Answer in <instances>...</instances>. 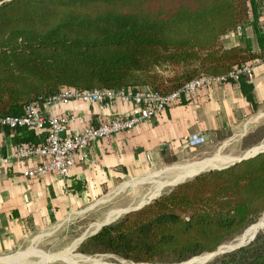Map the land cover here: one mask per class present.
<instances>
[{"label": "trees", "instance_id": "trees-1", "mask_svg": "<svg viewBox=\"0 0 264 264\" xmlns=\"http://www.w3.org/2000/svg\"><path fill=\"white\" fill-rule=\"evenodd\" d=\"M263 10L264 0H0V117L22 115L29 102L42 103L61 87L165 94L200 74L264 61ZM246 24L255 48L242 36V43L223 44L224 34ZM228 82L254 112L250 81ZM0 130L13 145H35L46 134L26 126ZM175 159L161 154L162 164ZM263 211L260 152L163 188L77 248L134 263H185L241 234ZM204 264H264V228Z\"/></svg>", "mask_w": 264, "mask_h": 264}, {"label": "crops", "instance_id": "crops-1", "mask_svg": "<svg viewBox=\"0 0 264 264\" xmlns=\"http://www.w3.org/2000/svg\"><path fill=\"white\" fill-rule=\"evenodd\" d=\"M263 18L264 10L258 20ZM240 36L248 38L252 46V30L248 24L242 27L240 35L222 36V42L225 46L242 43ZM250 83L257 102L254 112L233 83L200 88L190 100L180 99L151 119L141 120L126 133H114L92 141L87 147V154L94 162H77L64 176H22V171L40 161L32 156L0 162V254L18 250L32 241L38 242L41 236L33 239V232L50 228L71 215L88 210L106 189L125 176L162 164V152L178 158L195 150L198 146L188 148L182 144V137L187 133L205 132V142L201 144L205 145L218 141L227 131L244 129L251 117L264 114V61L253 64ZM135 109L132 102L121 100L109 106L70 100L49 105L44 111L46 114L73 116L65 130L66 134H72L84 126H95L115 115L130 114ZM14 147L9 136L0 130V156H5ZM144 152H147L150 163ZM129 181L117 188H124ZM107 195L97 202L107 199ZM32 252L37 253L35 250ZM18 256L0 257V260L14 258L3 264L25 260ZM47 258L45 256L44 260Z\"/></svg>", "mask_w": 264, "mask_h": 264}, {"label": "built area", "instance_id": "built-area-1", "mask_svg": "<svg viewBox=\"0 0 264 264\" xmlns=\"http://www.w3.org/2000/svg\"><path fill=\"white\" fill-rule=\"evenodd\" d=\"M241 26H237L223 36L240 35ZM261 62L252 59L229 70L226 74L211 75L200 74L186 81L182 86L168 93L161 94L147 87L137 90L129 89H77L73 87H61L56 93L48 96L42 103L37 100L29 102L25 106L24 113L19 116L0 117V126L13 128L26 126L32 128L35 133L46 131L44 139L33 145L19 143L5 156H0V162L7 163L11 159L23 157H36L40 161L22 171L26 178H41L48 174L64 176L70 167L77 162L93 163L94 159L87 154L88 145L96 140L110 136L114 133L128 132L141 120H149L158 112L168 108L180 99L190 100L200 88L235 80L238 76L252 78L253 64ZM70 100L95 102L103 106H109L116 100L132 102L136 109L130 114L115 115L108 121L100 122L95 126H84L79 131L66 134V125L73 118L71 115L46 114L44 108L57 103H65ZM205 132L187 133L182 137L183 145L192 148L205 142ZM146 160L150 163L147 152H144Z\"/></svg>", "mask_w": 264, "mask_h": 264}, {"label": "rangeland", "instance_id": "rangeland-1", "mask_svg": "<svg viewBox=\"0 0 264 264\" xmlns=\"http://www.w3.org/2000/svg\"><path fill=\"white\" fill-rule=\"evenodd\" d=\"M259 22L263 24L264 28V18ZM252 41V46L255 48L256 45L253 38ZM199 145H196L198 147H196L195 150L186 152L182 157H175L176 159L168 164L152 165L140 173L125 176L122 180L106 189L102 195L97 198V200H99L102 197H106L108 194L107 199L99 202L94 200V204L91 205V208L88 210L79 212L77 215H71L69 219H66L60 224H55L50 228L33 232L31 235L33 239H38L41 236V239L38 242L35 243V241H32V243L27 246H21L18 250L0 254V257L19 255V259H25L23 262H16L13 264H72V262H77L83 258H86L89 261L81 262V264H161L134 263L121 259L110 253H81L77 248L80 243L78 241L104 220L112 219L117 215H121L124 210L138 206L154 196L157 192H160L163 188L168 187L172 182L187 178L194 172L184 173L178 177L170 179L164 183V186H161V188H159V186L162 180L167 177L164 174L145 181L138 180V178L151 174V172L154 173L168 168H170L169 170H172L180 166H194L212 158L213 156H217L219 161H223L225 159H234L243 153L246 154L264 148V114L257 117H251L250 121L244 125V129L241 127L240 130L236 132L227 131L218 141ZM132 178L133 180H131ZM129 180L131 181L124 188L119 187V190H117V187L121 183ZM114 189L118 192L116 193ZM82 209L83 208L80 210ZM263 215L264 211L256 219V222L250 225L251 227L249 226L241 234L239 233L221 244L233 242L237 238H241L243 241L248 239L253 234H249L250 229L255 225H258V227L262 225L264 219H262L261 216ZM34 250L37 253L32 252ZM45 256L48 258L44 260ZM195 257L196 256L192 258ZM210 257L211 254L202 262L207 260L210 261L212 259H210ZM7 258L9 259L0 260V264H3V262H11L14 259L10 257Z\"/></svg>", "mask_w": 264, "mask_h": 264}, {"label": "bare ground", "instance_id": "bare-ground-1", "mask_svg": "<svg viewBox=\"0 0 264 264\" xmlns=\"http://www.w3.org/2000/svg\"><path fill=\"white\" fill-rule=\"evenodd\" d=\"M236 158V157H235ZM234 158V159H235ZM234 159H225L223 161H219L217 156H213L212 158L208 159V160H205L204 162L200 163V164H197V165H192V166H180V167H177V168H174L172 170H166V171H162V172H159V173H153L149 176H144V177H141V178H138V180H148L150 178H153V177H156V176H159L161 174H164L166 175L167 177L162 180L159 188H161V186H164L163 184L165 182H167L168 180L170 179H173L175 177H178L180 176L181 174H184V173H192V172H195L199 169H207V168H211V167H218V166H223L225 164H228L230 162H232ZM133 180V179H132ZM157 180V179H156ZM155 180V181H156ZM131 181V180H130ZM129 181V182H130ZM117 190H119L117 188ZM116 191V190H115ZM118 191H116L117 193ZM146 202V201H145ZM144 203V202H143ZM142 204V203H141ZM140 205V204H139ZM120 216V215H119ZM258 228V225H255L253 228L250 229L249 231V234H252L256 229ZM86 236V235H85ZM79 242V241H78ZM210 255V253H204L202 254L201 256H199L198 258H195L193 260H190L188 261L187 263L185 264H199L200 262H202L204 259H206L208 256ZM91 260V259H90ZM93 260V259H92ZM89 261L88 259L86 258H83L82 260H79L77 262H72V264H80L81 262H87ZM181 263V262H180ZM128 264H133V263H128Z\"/></svg>", "mask_w": 264, "mask_h": 264}, {"label": "water", "instance_id": "water-1", "mask_svg": "<svg viewBox=\"0 0 264 264\" xmlns=\"http://www.w3.org/2000/svg\"><path fill=\"white\" fill-rule=\"evenodd\" d=\"M260 152H264V148H260V149H257V150H255V151H253V152H249V153H246V154L243 153L242 155L236 157L232 162H230V163H228V164H225V165H223V166L211 167V168H207V169H212V168H222V167H225V166H227V165H230V164H232V163H234V162H236V161H240V160H242V159H246V158H248V157H251V156H253V155L257 154V153H260ZM207 169H199V170H197L196 172H194L193 174H191L189 177H191V176H193V175H195V174H197V173H199V172H201V171L207 170ZM189 177H187V178H189ZM184 179H186V178H183V179L177 180V181H175V182H172V183H171L170 185H168V186L175 185V184H177V183L183 181ZM159 193H160V192H157L154 196L150 197L146 202H144V203H142V204H140V205H138V206H136V207H131V208H129V209L124 210L121 214L126 213V212H128V211H130V210H135V209L141 207L142 205L148 203L152 198H154L155 196H157ZM117 217H118V215H117L116 217L112 218V219L104 220L103 222L99 223V224L97 225V227H95L93 230H91L86 236H89V235L95 233V232H96V231H97L102 225H105V224L111 222L112 220H114V219L117 218ZM261 218L264 219V215L261 216ZM261 228H264V221H263L262 225H260V226H259V227L253 232V234H252L248 239H246L245 241L241 240V238H237V239H236L235 241H233V242H229V243H226V244H220V245H218V246L215 248V250H213V251H211V252H207V253H210V254H211L210 259L213 258L214 256L218 255V254H221V253H224V252H227V251H231V250H234V249H236V248H238V247H241V246L245 245V244L248 243L250 240H252V238L255 236V234L257 233V231H258L259 229H261ZM86 236L81 237V238L79 239V241H81V240H82L83 238H85ZM207 261H208V260H207ZM207 261H205V262H207ZM205 262H202L201 264H204Z\"/></svg>", "mask_w": 264, "mask_h": 264}]
</instances>
